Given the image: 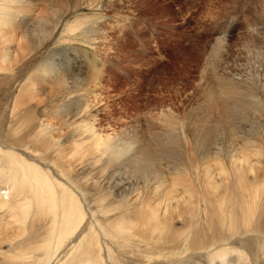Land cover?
I'll list each match as a JSON object with an SVG mask.
<instances>
[{"label": "rangeland", "instance_id": "1", "mask_svg": "<svg viewBox=\"0 0 264 264\" xmlns=\"http://www.w3.org/2000/svg\"><path fill=\"white\" fill-rule=\"evenodd\" d=\"M11 8L15 20L0 24V129L49 124L64 154L78 127L88 151L94 139L117 144L118 154L157 152L162 139L164 171L167 159L195 170L215 155L233 167L246 152L264 164V0H19ZM23 20H39L42 39H26ZM50 60L56 79L40 71ZM221 83L239 92L224 109ZM77 168L68 177L84 181Z\"/></svg>", "mask_w": 264, "mask_h": 264}, {"label": "bare ground", "instance_id": "2", "mask_svg": "<svg viewBox=\"0 0 264 264\" xmlns=\"http://www.w3.org/2000/svg\"><path fill=\"white\" fill-rule=\"evenodd\" d=\"M16 2H0V24L15 20ZM43 29L39 20L31 22L24 36L40 40ZM40 71L55 79L61 74L54 60ZM220 85L227 90L224 109L239 92ZM51 131V125L32 121L1 126L0 264H264L261 154L246 152L233 167L216 155L204 167L203 157L195 170L181 159H167L172 170L164 171L162 139L156 138L160 153L146 145L123 156L117 144L103 148L94 139L86 150L77 144L89 140L78 127L64 138L74 141L72 153L64 154ZM6 135L12 143L1 139ZM222 139L213 141L215 148ZM37 153L48 158L40 160ZM89 157L95 159L86 164ZM74 167L89 185L86 178L68 177Z\"/></svg>", "mask_w": 264, "mask_h": 264}]
</instances>
